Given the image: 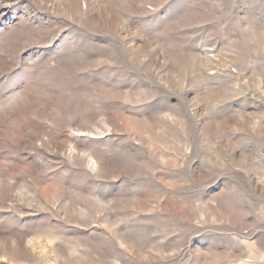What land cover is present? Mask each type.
I'll return each instance as SVG.
<instances>
[{
	"label": "rangeland",
	"instance_id": "1",
	"mask_svg": "<svg viewBox=\"0 0 264 264\" xmlns=\"http://www.w3.org/2000/svg\"><path fill=\"white\" fill-rule=\"evenodd\" d=\"M0 264H264V0H0Z\"/></svg>",
	"mask_w": 264,
	"mask_h": 264
}]
</instances>
